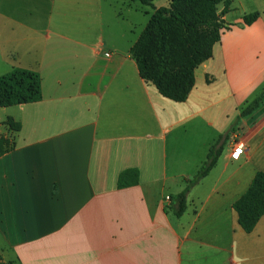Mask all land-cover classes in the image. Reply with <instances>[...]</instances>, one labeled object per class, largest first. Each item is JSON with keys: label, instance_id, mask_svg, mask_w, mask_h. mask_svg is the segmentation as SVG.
<instances>
[{"label": "crops", "instance_id": "1", "mask_svg": "<svg viewBox=\"0 0 264 264\" xmlns=\"http://www.w3.org/2000/svg\"><path fill=\"white\" fill-rule=\"evenodd\" d=\"M127 11L110 20L103 0H0V75L38 71L43 92L0 107V136L15 144L0 156L1 260L264 264V215L246 232L233 207L264 172V101L237 123L264 91V0H233L230 27L183 102L145 81L131 56L154 8L129 0ZM225 136L177 217L172 196ZM239 140L245 150L234 158ZM128 169L138 183L119 187Z\"/></svg>", "mask_w": 264, "mask_h": 264}, {"label": "trees", "instance_id": "2", "mask_svg": "<svg viewBox=\"0 0 264 264\" xmlns=\"http://www.w3.org/2000/svg\"><path fill=\"white\" fill-rule=\"evenodd\" d=\"M151 6L154 12L131 48L140 75L154 84L165 97L176 102L185 101L195 86L196 69L213 55L214 45L230 27L224 15L232 8L233 0H169L167 6L155 8L154 0H132ZM223 6L219 10L220 6ZM258 13L245 16L244 23L252 24ZM43 97L42 78L38 71L16 67L0 75V107L40 101ZM264 101V91L241 109L237 123L253 113ZM13 130L21 128L13 118L6 121ZM236 123V124H237ZM235 127L233 126L232 129ZM227 136L213 144L207 159L189 179L185 189L172 196V210L177 217L188 206L191 189L205 178L223 152ZM11 139L0 136V156L14 148ZM137 169H128L119 176V187L135 185ZM239 224L251 232L264 215V172L255 175L249 189L233 205ZM0 264H8L1 260Z\"/></svg>", "mask_w": 264, "mask_h": 264}, {"label": "rangeland", "instance_id": "3", "mask_svg": "<svg viewBox=\"0 0 264 264\" xmlns=\"http://www.w3.org/2000/svg\"><path fill=\"white\" fill-rule=\"evenodd\" d=\"M129 0H103L104 9H105V16L106 18L113 20L115 15L121 18L120 15L123 13H128L127 11V3ZM166 0H154L155 5L161 6L164 5ZM142 20V19H141ZM132 23V20H128ZM135 26H140L139 24L135 23Z\"/></svg>", "mask_w": 264, "mask_h": 264}, {"label": "built area", "instance_id": "4", "mask_svg": "<svg viewBox=\"0 0 264 264\" xmlns=\"http://www.w3.org/2000/svg\"><path fill=\"white\" fill-rule=\"evenodd\" d=\"M244 150H245V143L242 140L236 141L232 152V156L234 158H239ZM167 199L169 200L170 197L168 196Z\"/></svg>", "mask_w": 264, "mask_h": 264}]
</instances>
